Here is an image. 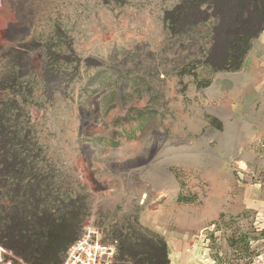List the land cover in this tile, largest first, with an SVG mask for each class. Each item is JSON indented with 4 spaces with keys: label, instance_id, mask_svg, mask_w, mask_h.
I'll return each mask as SVG.
<instances>
[{
    "label": "rangeland",
    "instance_id": "obj_1",
    "mask_svg": "<svg viewBox=\"0 0 264 264\" xmlns=\"http://www.w3.org/2000/svg\"><path fill=\"white\" fill-rule=\"evenodd\" d=\"M10 2L15 26L0 35V79L11 69L7 58L12 57L24 75L14 97L21 108L16 127L27 145L37 147V168L53 178L59 194L72 190L86 207L82 229L91 224L108 242H120L134 229L165 243L167 233L177 230L176 219H198L193 209L208 195V184L199 172L160 163L168 147H200L203 133L186 137L171 122L189 100V89L196 100L219 72L205 69L206 61L218 65L223 53L218 25L212 38L205 26L172 36L163 22L172 1ZM56 29L65 39L56 59L59 70L45 59L47 39ZM8 94L5 90L0 98ZM157 110L158 124L138 122L140 115ZM162 129L163 135L156 133ZM258 148L263 151L264 143ZM157 161L160 168L153 174L164 184L169 179L162 189L151 188L150 169ZM231 169L239 183L261 177L236 164ZM180 195L195 198L192 212L173 201ZM190 238L200 247V264L264 263V226L255 217L218 219L200 225ZM0 246L16 259V251H23L2 229Z\"/></svg>",
    "mask_w": 264,
    "mask_h": 264
},
{
    "label": "trees",
    "instance_id": "obj_2",
    "mask_svg": "<svg viewBox=\"0 0 264 264\" xmlns=\"http://www.w3.org/2000/svg\"><path fill=\"white\" fill-rule=\"evenodd\" d=\"M164 1L174 3L163 18L172 36L205 26L212 38L218 25L224 39L223 53L218 65L206 61V67L219 72L238 71L251 42L264 30V0ZM62 35L56 29L47 39L50 45L45 49V59L55 70L60 69L56 59L62 54ZM7 60L11 69L0 79V93L10 91L0 98V229L23 247L15 253L23 263L61 264L68 248L81 235L86 207L73 198L72 190L60 195L53 178L37 168L38 149L34 144L27 145L26 135L15 124L21 108L14 97L20 93L24 75L13 65L12 57ZM177 202L191 204L195 198L180 195ZM119 238L120 242L114 240L115 262L168 264L166 245L159 237L129 229Z\"/></svg>",
    "mask_w": 264,
    "mask_h": 264
},
{
    "label": "crops",
    "instance_id": "obj_3",
    "mask_svg": "<svg viewBox=\"0 0 264 264\" xmlns=\"http://www.w3.org/2000/svg\"><path fill=\"white\" fill-rule=\"evenodd\" d=\"M13 5L10 0L7 4L0 0V26L6 25L0 29V35L9 34L15 26L11 24ZM204 89V95L192 100L195 96L190 88L189 100L178 107L171 122L178 124L186 137L203 133L198 144L200 147L181 151L168 147L166 159L160 163L168 168L174 165L199 172L210 188L201 205L193 209L199 213L198 219L189 216L176 219V232L167 233L171 235L164 239L168 264L201 263L199 246L193 251L186 250L191 242L190 236L200 225L246 215L255 217L264 226V157L261 156L264 150L258 148L259 143H264V30L251 42L238 71L215 72L213 83ZM159 121L158 110L150 115H140L138 119L140 124H158ZM162 132L163 129L156 130L157 134L163 135ZM234 164L255 173L259 171L261 177L247 184L239 183L232 173ZM159 168L157 161L150 169L151 188L162 189L169 184V179L164 184L153 174ZM173 201L184 206L183 212L193 211L191 206L195 202L181 204L177 197ZM159 216L172 220L167 214L159 213Z\"/></svg>",
    "mask_w": 264,
    "mask_h": 264
},
{
    "label": "built area",
    "instance_id": "obj_4",
    "mask_svg": "<svg viewBox=\"0 0 264 264\" xmlns=\"http://www.w3.org/2000/svg\"><path fill=\"white\" fill-rule=\"evenodd\" d=\"M104 239L103 231L94 228L91 224L83 228L78 240L66 251L61 264H115L116 244ZM196 247L197 244L192 242L187 250L193 251ZM0 264L25 263L0 246Z\"/></svg>",
    "mask_w": 264,
    "mask_h": 264
}]
</instances>
